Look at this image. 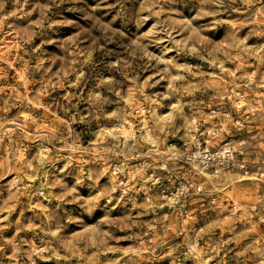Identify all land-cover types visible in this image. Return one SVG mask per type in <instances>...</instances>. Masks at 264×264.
I'll return each instance as SVG.
<instances>
[{
  "label": "rangeland",
  "instance_id": "1",
  "mask_svg": "<svg viewBox=\"0 0 264 264\" xmlns=\"http://www.w3.org/2000/svg\"><path fill=\"white\" fill-rule=\"evenodd\" d=\"M0 264H264V0H0Z\"/></svg>",
  "mask_w": 264,
  "mask_h": 264
},
{
  "label": "built area",
  "instance_id": "2",
  "mask_svg": "<svg viewBox=\"0 0 264 264\" xmlns=\"http://www.w3.org/2000/svg\"><path fill=\"white\" fill-rule=\"evenodd\" d=\"M228 146L232 147L231 145ZM222 148L223 146L215 151H211L210 149L205 148L203 152L193 154L192 159L199 160L202 163L205 162L209 167L214 168L216 172H218L222 168H227L237 163V160L235 159V151L233 152V154L230 151L224 153L222 151ZM187 188L188 187L185 184L180 185L176 192L171 193V200H179L180 196L187 191ZM197 190L201 191V187H198Z\"/></svg>",
  "mask_w": 264,
  "mask_h": 264
},
{
  "label": "bare ground",
  "instance_id": "3",
  "mask_svg": "<svg viewBox=\"0 0 264 264\" xmlns=\"http://www.w3.org/2000/svg\"><path fill=\"white\" fill-rule=\"evenodd\" d=\"M23 75H24V73H23ZM26 77V76H25ZM25 82V81H24ZM27 83V82H26ZM243 100V99H242ZM239 102V101H238ZM239 104H240V106H241V102H239ZM252 106V105H251ZM142 107V106H141ZM253 107V106H252ZM143 108V107H142ZM155 112V111H154ZM160 119H162V120H168V119H170V115H166V114H163L162 116H158ZM145 120V119H144ZM128 123H130V124H132V122L131 121H127ZM25 123V122H24ZM145 123V126H146V135H147V137L148 138H150L151 140H152V142H154V139L153 138H151L150 137V134H149V128H148V125H146V121L144 122ZM22 124V123H21ZM192 124H193V127H195V129H196V120L195 119H193L192 120ZM133 125V124H132ZM189 125V124H188ZM9 126V125H8ZM23 126V125H22ZM11 127V126H10ZM28 127V128H27ZM25 126V128L28 130V132H30V131H32L30 128H29V126ZM3 128V127H2ZM224 128V127H223ZM220 129H222V128H220ZM130 130V129H129ZM6 131V130H5ZM106 131L108 132L109 130H105V131H103L101 134L102 135H104L105 133H106ZM115 131L117 132V133H119V134H121V135H124L125 133H126V122H120L118 125H114L113 127H112V131L110 132V134H115ZM132 131V130H131ZM27 132V133H28ZM31 133V132H30ZM4 134V133H3ZM101 134H100V136H101ZM230 144V142H227V143H225L224 144V146H223V148H222V151L224 152V153H226L227 151H230V152H232V154H233V152L235 151V149H234V146H232L233 147V149H232V147H230V146H228ZM198 152V151H197ZM195 154V153H194ZM192 161H196V160H192ZM195 165V169L202 175V176H204L205 178H206V180L207 181H210V182H213L214 183V177L216 176V173H214V172H212V171H210L209 170V166L205 163V162H203V163H197V162H195L194 163ZM238 165V164H237ZM243 165V164H242ZM130 173H132V172H130ZM129 173V174H130ZM134 173V172H133ZM221 174H223V173H221ZM224 174H226V173H224ZM220 175V174H219ZM131 176H134V174L133 175H131ZM229 176V175H228ZM40 192V191H39ZM44 195V194H43ZM171 199H172V197H171ZM238 207H239V203H236V204H234V208H232V212H236V210L238 209ZM237 208V209H236ZM236 209V210H235ZM194 247H193V245H192V249H193ZM196 249V248H195Z\"/></svg>",
  "mask_w": 264,
  "mask_h": 264
}]
</instances>
